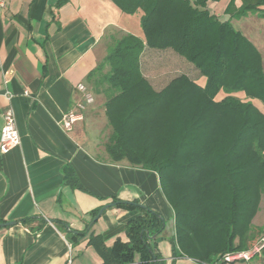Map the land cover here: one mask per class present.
I'll use <instances>...</instances> for the list:
<instances>
[{
    "label": "trees",
    "instance_id": "obj_1",
    "mask_svg": "<svg viewBox=\"0 0 264 264\" xmlns=\"http://www.w3.org/2000/svg\"><path fill=\"white\" fill-rule=\"evenodd\" d=\"M111 1L127 15L141 13L143 36L114 40L88 76L105 97L109 159L159 176L174 212L173 258L218 264L227 253L252 248L263 236L253 221L264 193V113L252 100L264 106V66L231 19L253 12L264 18V0H241L240 7L231 0L226 21L207 8L220 0ZM146 50L173 51L205 84L182 74L156 90L142 70ZM221 91L226 95L217 99ZM66 178L79 186L73 172ZM113 206L142 215L127 224L126 242L108 247L90 237L102 264H165L153 243L166 228L163 218L136 202L114 198ZM262 260L264 247L252 264Z\"/></svg>",
    "mask_w": 264,
    "mask_h": 264
},
{
    "label": "crops",
    "instance_id": "obj_2",
    "mask_svg": "<svg viewBox=\"0 0 264 264\" xmlns=\"http://www.w3.org/2000/svg\"><path fill=\"white\" fill-rule=\"evenodd\" d=\"M230 1L209 2L207 8L226 21ZM0 3V136L2 115L12 109L20 137L17 148L0 152V220L16 223L0 228V264H65L67 243L74 264H102L90 237H102L108 247L126 242L127 224L142 215L139 208L113 206L114 198L163 218L166 228L153 243L165 264H195L173 258L174 212L157 173L109 159L105 97L88 80L114 40L143 36L141 15H127L111 0ZM235 4L240 7L241 0ZM81 83L95 102L68 131L62 119L82 99L76 88ZM71 172L79 186L66 178Z\"/></svg>",
    "mask_w": 264,
    "mask_h": 264
},
{
    "label": "rangeland",
    "instance_id": "obj_3",
    "mask_svg": "<svg viewBox=\"0 0 264 264\" xmlns=\"http://www.w3.org/2000/svg\"><path fill=\"white\" fill-rule=\"evenodd\" d=\"M138 15H141V13H138ZM231 23L236 30H243L241 32H244L246 36L253 40L262 55L264 66V18L261 16V13H249L245 18L231 19ZM169 55L174 57V59L169 58ZM141 61L144 75L153 83L159 82V84H154L155 87L158 88L166 86L171 80L182 74L189 75L193 80L197 79L200 84L204 85L206 82L204 77H199L198 72L194 70V66L192 64L171 50H146ZM225 95L226 94L224 91H221L217 95V99H222L225 97ZM237 96L245 99L243 93H238ZM252 102L264 113V106L261 102L257 100H252ZM263 225L264 193L262 194L259 211L253 221V229L255 230L256 228L262 227ZM254 264H264V260L254 261Z\"/></svg>",
    "mask_w": 264,
    "mask_h": 264
},
{
    "label": "built area",
    "instance_id": "obj_4",
    "mask_svg": "<svg viewBox=\"0 0 264 264\" xmlns=\"http://www.w3.org/2000/svg\"><path fill=\"white\" fill-rule=\"evenodd\" d=\"M0 6H4V3H0ZM76 88L82 94V99L77 103L75 109L65 114L62 119V126L68 131L72 130L75 124L84 120V112L87 107L95 102L92 92L84 84L81 83L77 85ZM2 118L4 120V125L0 136V152L2 154H7L20 145V137L12 109L5 111ZM263 247L264 225L263 236L258 244L248 250L227 253L218 264H252L253 259L261 254ZM67 249L68 253L65 264H74V250L70 243H67ZM194 262L195 264H206L197 261Z\"/></svg>",
    "mask_w": 264,
    "mask_h": 264
},
{
    "label": "water",
    "instance_id": "obj_5",
    "mask_svg": "<svg viewBox=\"0 0 264 264\" xmlns=\"http://www.w3.org/2000/svg\"><path fill=\"white\" fill-rule=\"evenodd\" d=\"M109 206H105L101 211H100V214L105 210L107 209ZM16 223L14 222H9V223H2L0 224V228H4V227H8V226H12V225H15Z\"/></svg>",
    "mask_w": 264,
    "mask_h": 264
}]
</instances>
